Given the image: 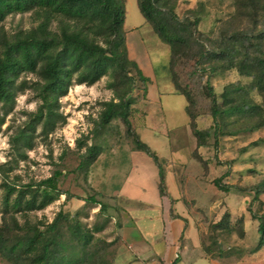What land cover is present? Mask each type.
<instances>
[{"label":"rangeland","instance_id":"1","mask_svg":"<svg viewBox=\"0 0 264 264\" xmlns=\"http://www.w3.org/2000/svg\"><path fill=\"white\" fill-rule=\"evenodd\" d=\"M169 3L182 19L200 18L198 32L177 49L173 64L170 44L146 21L138 0L126 2L129 57L139 55L144 66L150 64L157 77V81L151 77L143 83L131 69L135 77L131 92V133L121 119L112 120L100 130L97 127L104 103L119 100L118 94L124 89L123 77L110 73L93 85H73L59 100L61 116L57 126L46 133L38 124L34 132L30 130L35 137L34 147H22L19 152L11 139L37 111L41 103L38 89L44 82L38 72L20 75L18 84H23L13 105L1 109L4 121L0 129V230L7 236L24 237L35 227L44 230L63 212L66 218L61 220L60 227L68 240L77 221L96 235L95 246L86 252L79 247L76 249L83 255L88 254L89 260L81 264H114L120 239L116 191L129 174L136 176L137 182L148 183V163L155 167L153 159L143 152L139 167L132 170L130 155L139 151L133 133L142 137L161 161L177 158L178 152H183L190 160L189 151L198 145V139L188 124L186 97L178 91L187 89L192 96L189 107L196 116V126L211 133L208 144L195 149L205 158L204 192L199 196L197 190L192 189L190 197L196 196V199L187 202L188 208L194 210L191 215L199 229L203 250L230 264H264V247L254 252L258 221L252 217V212L264 213V125H260L261 117L257 115L239 120L237 116L230 117L226 126L221 121L220 131L222 135L231 131L235 134L221 135L215 143L211 99L206 94V85L210 79L221 103L224 101L222 93L232 83L245 85L246 95L256 103L264 104V94L252 88L251 75L229 68L225 59L201 56L205 49L222 48L233 42L239 50L238 61L245 58L246 50L253 56L259 53L257 45L264 49V40L257 38L264 29L261 4L246 0H169ZM45 19L39 9L9 15L0 23V49L5 40L37 29ZM60 24L59 19H53L49 28L58 30ZM245 33L250 35L252 43L241 44L236 40ZM159 92H164L162 99ZM175 137H182L184 141L179 142ZM79 141L98 144L102 149L86 170L79 168L86 152V147L79 148ZM57 171H61L59 187L65 193L48 207L20 211L6 205L5 183L36 186ZM215 179H221L228 189H219ZM257 188L261 193L256 198ZM92 198L97 202L89 200ZM99 202L106 203L107 209L101 210ZM219 223L223 225L218 226ZM184 257L189 264L190 260ZM0 264L31 262L27 258L14 260L0 253Z\"/></svg>","mask_w":264,"mask_h":264},{"label":"trees","instance_id":"2","mask_svg":"<svg viewBox=\"0 0 264 264\" xmlns=\"http://www.w3.org/2000/svg\"><path fill=\"white\" fill-rule=\"evenodd\" d=\"M261 4L264 17V0H246ZM126 2L127 0H0V23L13 13L39 9L45 16L37 29L16 34L15 38L5 40L0 49V129L3 124L1 109L11 107L17 91L23 83L18 84L20 75L24 72H38L44 82L39 87L41 103L30 121L12 137L13 146L20 152L22 147L32 149L35 144L33 133L38 124L48 133L53 130L59 121V100L69 92L75 84L93 85L104 76L114 73L122 76L124 87L118 94L117 101L105 102L98 129H102L114 119H121L132 132L130 107L132 105L131 92L133 90L134 75L146 83L149 78L144 74L138 62L129 57L126 39ZM140 11L146 21L153 25L155 31L163 41L171 46L172 64L177 49L185 45L190 37L198 32L199 17L180 18L169 0H138ZM53 19L61 21L58 30H52L49 25ZM236 38L241 44L252 43L249 34H241ZM264 40V29L258 37ZM235 41V39H234ZM236 41V42H237ZM260 42V41H257ZM262 45V44H261ZM257 54L251 56L246 50L245 58L238 61L239 51L235 42L226 47L205 49L202 58L227 62L229 68H237L242 74L252 76L251 86L264 94V49L257 45ZM178 89V88H177ZM186 97L185 110L189 116V125L198 139V146L208 144L210 130H202L196 126V116L191 112L189 102L191 93L178 89ZM206 94L211 99V128L215 143L222 135L221 121L226 126L228 118L260 116V125H264V104L256 103L246 95V86L241 83L226 86L222 93L224 101L215 91L208 79ZM135 135L136 149L147 153L160 169V190L164 193L165 172L158 155L139 137ZM228 132L222 136L233 135ZM79 148L86 147L79 168L89 169L101 153V146L79 141ZM195 156H200L195 152ZM202 161V158H201ZM61 171L41 183L19 185L5 183V203L8 207L20 211L41 210L53 203L61 194L59 187ZM215 185L222 190L228 187L221 179L214 180ZM264 185V183H263ZM256 198L261 193L256 189ZM68 197V196H67ZM13 198V199H11ZM12 200V201H11ZM97 202L94 198L89 199ZM101 210L107 209V204L99 202ZM252 217L258 221V242L254 252L264 247V213L252 212ZM66 218L65 213L59 212L55 220L48 224L46 229L33 228L27 236L10 238L0 230V253L9 258L19 260L27 258L31 264H81L89 260L88 254H82L97 244L96 235L90 229H85L79 221L75 223L72 238L67 239L61 230V220ZM121 225L119 221V226ZM223 223H219L218 226Z\"/></svg>","mask_w":264,"mask_h":264},{"label":"crops","instance_id":"3","mask_svg":"<svg viewBox=\"0 0 264 264\" xmlns=\"http://www.w3.org/2000/svg\"><path fill=\"white\" fill-rule=\"evenodd\" d=\"M132 58L148 78L157 81L150 64L144 66L137 54ZM159 94L162 99L164 92ZM181 138L175 137L183 142ZM197 146L189 151L190 160L183 152H178L172 160H160L165 172L164 193L160 190V169L156 163L155 167L148 163V183L137 182V177L131 174L121 183L115 194L121 225L114 264H188L184 256L190 260L189 264H230L204 252L199 229L191 215L194 210L187 206L191 198L196 199V196L190 197L192 189L199 196L204 192L205 158L201 152L200 159L195 156ZM142 154L143 151H134L130 155L133 171L139 167Z\"/></svg>","mask_w":264,"mask_h":264}]
</instances>
